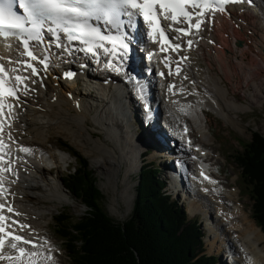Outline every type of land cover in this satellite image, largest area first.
<instances>
[{"label": "bare ground", "instance_id": "obj_1", "mask_svg": "<svg viewBox=\"0 0 264 264\" xmlns=\"http://www.w3.org/2000/svg\"><path fill=\"white\" fill-rule=\"evenodd\" d=\"M245 11L247 16L243 15ZM209 16H215L217 20L215 26L220 27V35L225 36L222 38L224 49L218 50L215 55L211 54V58L217 64V73L210 72L207 66L198 68L197 54H192L191 48L187 46L183 51V57L186 56L188 59H183L179 74L177 69L170 72L157 69L146 76L145 70H142L144 60L137 59L134 67L139 68L138 72L134 78L127 68L126 76L131 75L128 82L125 81L126 84L116 82L112 87L108 86L105 81L107 80L110 85L108 78L110 75L105 76L103 69L91 74L88 67H83L80 71L78 83L73 77L56 76L58 72L69 67L77 79L76 71H79L77 65L69 63L74 57L70 60L61 54L58 55L61 70H42L41 82L34 78L29 80L28 94L22 95L23 106L15 109L17 118L8 121L12 125L11 134L16 140V144L11 146V155L15 156L11 160H16L17 163L13 167L15 174L2 175L4 186L14 193L7 195V202L22 213L20 216H13L5 210V214L30 225L34 230L33 235L48 240L50 244L46 247L53 248L54 262L40 259L39 264H64L60 259L62 249L54 243L49 234L46 235L48 219L45 212L31 204L50 200L63 203L66 200L61 191V182L57 178L43 183L46 179L44 173L48 171L47 161L57 164L59 160L69 161L71 158L56 141H51L52 133L65 136L79 147L87 145L88 151L93 156L101 157L104 163L114 162L113 168L124 163L125 176L129 173L127 167L129 163L122 147L132 146L134 167L139 170L138 156L146 147H142L139 153L136 148L140 146L132 134L133 130L134 133L141 135L137 132L139 130L134 120L136 107L127 91L133 89L143 100V105L146 102L149 105L147 121H144L145 130L152 129L157 134L162 145L157 155L160 154L158 156L166 161L170 152L176 153L171 162L174 169L171 170L169 167L168 171L172 176L169 187L177 193L181 191L188 198L189 213L198 211L203 215L207 230L210 231L211 239L208 242L210 247L227 249L232 264H264L263 231L250 218V211L243 206L244 202L240 200L237 187L229 185L228 179H224L214 169L217 158L214 156L216 153L206 146L213 140V136L209 131L205 113V109H211L225 122L239 125L240 122L236 119L237 111L250 107L251 102L242 103L234 94L230 95L228 88L222 83L225 71L229 72L228 78L233 91H243L244 96L258 95L260 88L258 76L264 72V0H254L253 7H249L245 1L230 4L226 13L215 15L209 13L205 16V21ZM230 24L238 35L228 30ZM204 31L212 35V27L206 26ZM143 40L151 43L148 38ZM235 40H242L244 43L236 46ZM0 55L11 56V52L7 53V49L0 48ZM158 57L159 54H155L153 60ZM232 64L241 70L240 75L236 73L237 70L234 73V70L231 71L234 68ZM252 64L254 65L251 66ZM161 72L164 73L163 76L160 75ZM242 75L246 78V83L243 84L242 78L240 79ZM33 80L36 82L32 83ZM88 81L91 85L87 83ZM122 85L125 86L123 89ZM169 85L174 86L172 91L168 90ZM154 112L163 114L176 127L179 140L175 141V146L169 140L172 136L160 130L164 127L161 124L156 127L153 122ZM7 132L6 126V140ZM93 133L98 134L94 136ZM100 134H103V138ZM19 145L30 148L31 154L18 151ZM182 151L188 153L184 158L181 156L183 160L180 157ZM160 169L164 170L162 167ZM181 178L183 180L188 178L191 182L187 180V186L185 184L183 190H180L184 185H181ZM12 180L16 182L10 183ZM109 181H112L111 178ZM126 190L121 194L128 203L132 194ZM27 231L29 230L25 229L19 234L25 235ZM24 247L30 249L31 245ZM0 264L8 262L0 261Z\"/></svg>", "mask_w": 264, "mask_h": 264}, {"label": "snow or ice", "instance_id": "obj_2", "mask_svg": "<svg viewBox=\"0 0 264 264\" xmlns=\"http://www.w3.org/2000/svg\"><path fill=\"white\" fill-rule=\"evenodd\" d=\"M240 2L242 0H0V37L6 41L9 38H15L23 45V51L19 50L18 45L14 46L10 42L5 44L7 51L15 50L19 56H27L30 61H38L47 70L48 56L37 57L30 50L29 44L30 41L43 42L44 31L52 34L56 40V47H64L60 43V33H63L69 42L79 40L89 45L88 48L83 49L84 51L95 54L94 48H104L105 53L108 54L109 50L104 47L103 42H112L116 37L106 35L105 30L92 22L109 25L111 29L120 32L122 28H125L123 16H127L131 23L133 18L139 15L148 25L150 29L148 35L153 38V42H158L156 39L158 33L159 42L167 44V47H162L161 51H167L168 47L176 51L180 48V44L169 41L166 35L167 30L188 36L194 28L198 33L206 22L204 19L206 13H223L226 12V5ZM165 21L169 23L165 24ZM179 24H185L186 27H175ZM119 39L124 49L120 55L123 60L130 59L128 53L131 41L127 38V29ZM175 39L179 40L181 36L178 35ZM187 44L191 48L193 41L189 39ZM183 59L187 60L188 57L185 56ZM0 61H6V63L0 62V174H15L12 167L14 161L5 160V156L11 155V146L16 144L11 134L12 125L8 121L17 118L15 109L21 103V87L23 95H27L26 81L38 73L36 67L29 61L13 60L11 56L3 55H0ZM12 64L21 65L25 70L31 69L30 75H21L19 67L9 68ZM168 66L166 63L165 67ZM177 74H179V68H177ZM73 75L71 72L66 73L68 78ZM160 75L163 76L164 73L161 72ZM35 82L32 81V83ZM173 87L169 85L168 90L172 91ZM8 98H11L14 103H9ZM6 126L8 128L7 142L5 141ZM17 150L27 154H31L32 151L22 145H19ZM4 182V176L0 175V261H7L8 264H39L40 259L54 262L53 248L46 247L50 242L42 237L34 236V230L30 225L13 219V216H20L22 213L7 202V195H14V193L4 186ZM15 182V180L10 181L12 184ZM5 210L13 216L6 215ZM25 229L29 231L25 235H20L19 232ZM24 245H31V248H26Z\"/></svg>", "mask_w": 264, "mask_h": 264}, {"label": "trees", "instance_id": "obj_3", "mask_svg": "<svg viewBox=\"0 0 264 264\" xmlns=\"http://www.w3.org/2000/svg\"><path fill=\"white\" fill-rule=\"evenodd\" d=\"M61 145L76 161L74 169L62 175L63 185L86 207L70 225L65 215L56 219L58 237L68 245L73 264H214L217 257L203 253L196 220L165 191L155 163L142 166L132 211L117 222L102 206L87 157ZM235 159L250 187L253 218L264 232V135L253 131Z\"/></svg>", "mask_w": 264, "mask_h": 264}, {"label": "rangeland", "instance_id": "obj_4", "mask_svg": "<svg viewBox=\"0 0 264 264\" xmlns=\"http://www.w3.org/2000/svg\"><path fill=\"white\" fill-rule=\"evenodd\" d=\"M231 25L232 24H230L228 30L230 32H234V34H237V31L235 30V28H232ZM218 37L223 42L222 38H225V36L218 35ZM254 54L255 53L253 52L252 53L253 57L255 56ZM198 59H199L198 68L201 67L206 68L207 66L210 72L213 73L218 72L217 64H215L214 62L210 60L207 61L206 57L202 59L201 55L198 56ZM220 64H222V62H220ZM253 65L254 64H252L251 66ZM232 66L234 68H232L231 71L234 70L233 71L234 73L237 70L236 73L240 75L239 73L241 70L238 69V67H236V65L234 64H232ZM227 72L228 71L224 72L226 73V75L223 77L222 83L228 88L230 95L234 94L242 103H246L249 101L251 102V104L248 109L237 111L236 119L240 122L239 125L237 123L233 125L230 122H225L222 117L215 114L214 111H212L211 109H205V113L208 119L207 122L209 124L208 128L211 135L213 136V140L208 142L206 146H208L211 150H213L214 153H216V155L214 154V156L217 158L215 162L216 166L214 167L215 171L218 174H220L222 177H224V179H228L229 185L231 184L237 187L240 200L244 202L243 206L245 207L246 210L250 211V218L253 219L252 209H251L253 199L251 197L250 187L245 182V179L242 176L241 168L238 166L236 162L235 155L237 154V152L242 150V145L251 139V135L253 131H259L261 134L264 135V72H262V74L258 76L260 88H259V92L257 93L258 95L256 96H250V95L244 96L243 91L240 90L233 91L232 90L233 88L228 78L229 72L228 73ZM240 79L242 80V84L246 83V78L243 75L242 77L240 76ZM134 92L132 93V95L131 94L128 95H130V98H132V101L136 107V114L134 120L136 123V127L138 126L139 131L137 132L141 134L139 135L137 133H134L131 128L135 142L138 144V146H140L137 147L136 150L139 151L140 153L142 147H147V145H149L148 149L144 150L138 156L139 164H140L139 167H141V165H145V163L153 162L158 166V170H159L158 175L160 178H162L165 175H170L169 174L170 172L168 171H169V167L171 170L174 169L173 168L174 165H172L171 162L175 158V154L174 153L168 154L169 159H167L166 161L163 160L160 156H158L160 154L157 155V151L160 150L162 145L159 142L157 138V134L154 130L152 129L145 130V123L143 120L144 111H143L142 100ZM143 130L145 131L140 132ZM52 134L53 135L51 136V141L52 142L56 141L61 148H62L61 144L66 143L69 146L76 149L79 153L87 157L88 168L96 176L97 186L102 193V206L105 212L117 222H122L125 219H127L133 208L134 199L136 197V186L138 182L137 175L140 172V170L134 167L135 159L131 161L132 156L134 157V154L132 152L133 147L131 146L132 147L131 148L128 145H124L122 147V150L125 153L126 158L128 159L126 161H128L130 166V168L129 166H127L129 173L125 176L124 163L118 167L115 166V168H113L112 165L114 164V162L108 161L107 163L105 161L104 163V160H102L101 157L93 156L88 151L87 145L84 147H79L78 145H75L71 140H69L63 135H60L58 133H52ZM97 134L98 133H93L92 135L96 136ZM100 136L103 138V134H100ZM195 139H197V137ZM145 151L146 153H144ZM185 155L188 156V153H185L183 151L180 153V157L183 156L184 158ZM75 163H76L75 158L71 156L69 161L63 159L59 160V162L56 164L55 169L48 170L47 172L44 173V177H46V179L43 181V183H47L48 181H53L54 177L57 178L59 182H61V187H62L61 191L62 194L65 196L66 199L65 202L57 203L56 201L50 200V201H41V202L38 201L36 203L34 202L31 203L45 212L46 218L48 219V228L46 230V235L49 234V236L52 237V239L54 240V243L60 249H62L60 259L64 261V264H73V261L69 254L70 252L67 250L68 245L65 244V242L59 239L58 237V232L56 230L57 229L56 222L58 218H60L61 216L63 217V215H65V217L67 218L66 224L70 225L73 220L81 216L86 210V207L81 202L80 198H78L75 194H73V192H71L70 190L64 187L61 178L62 175H65L68 171L73 169ZM160 166L164 168V170H161ZM109 178H111L112 181H109ZM167 180H169L168 177ZM187 180H189V183H191L190 179L188 178L186 180H183L182 178L180 179L181 185L184 184L181 186L180 190L184 189L185 184L187 186ZM125 189H127L126 190L127 193L132 194V198L128 203L126 202L125 197L121 194V192H123ZM172 197L178 199L179 204L180 205L183 204L185 209L188 208V201L186 199L183 201L181 191L179 193L173 192ZM187 215L189 218L192 217L191 213H188ZM195 216L197 219L196 222L197 225L199 226V229L201 230L202 233H204L202 238L203 240L202 242L204 243L203 252L206 254H212L211 256L213 255L217 256V259L214 262V264H232L233 261L228 256L229 252L227 251V249L225 248L217 249V247L214 248L210 247L208 242L209 239H211V236L209 237L210 231L207 230L206 221H204L202 214L201 215L197 214Z\"/></svg>", "mask_w": 264, "mask_h": 264}, {"label": "water", "instance_id": "obj_5", "mask_svg": "<svg viewBox=\"0 0 264 264\" xmlns=\"http://www.w3.org/2000/svg\"><path fill=\"white\" fill-rule=\"evenodd\" d=\"M237 44H238V45H241L242 43H241V41H238Z\"/></svg>", "mask_w": 264, "mask_h": 264}]
</instances>
